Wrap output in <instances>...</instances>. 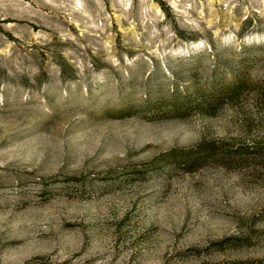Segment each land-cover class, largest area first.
I'll return each mask as SVG.
<instances>
[{"label":"rangeland","instance_id":"rangeland-1","mask_svg":"<svg viewBox=\"0 0 264 264\" xmlns=\"http://www.w3.org/2000/svg\"><path fill=\"white\" fill-rule=\"evenodd\" d=\"M0 264H264V0H0Z\"/></svg>","mask_w":264,"mask_h":264},{"label":"trees","instance_id":"trees-1","mask_svg":"<svg viewBox=\"0 0 264 264\" xmlns=\"http://www.w3.org/2000/svg\"><path fill=\"white\" fill-rule=\"evenodd\" d=\"M240 86L237 87V84H232L229 86V88L227 90H217L215 91L214 93L212 92L213 95H222L223 94V97H228L230 95H232L233 93H235V91H237V89L239 88Z\"/></svg>","mask_w":264,"mask_h":264}]
</instances>
